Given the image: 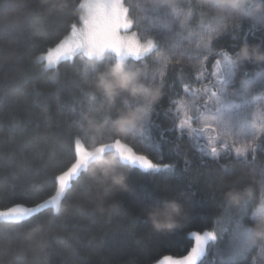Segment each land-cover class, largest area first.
<instances>
[{
  "label": "snow or ice",
  "instance_id": "snow-or-ice-1",
  "mask_svg": "<svg viewBox=\"0 0 264 264\" xmlns=\"http://www.w3.org/2000/svg\"><path fill=\"white\" fill-rule=\"evenodd\" d=\"M257 4L261 11L254 12ZM43 11L44 8L39 6L29 15L30 30L43 36H48L50 31L59 35L54 43L34 57V63L49 73L50 78L58 75L62 64L75 65L78 60L83 66L80 78L64 81L63 95L57 96L59 109L72 105L69 115L73 131L68 144L72 162L47 182L53 193L39 202L36 201L45 185L31 182L27 174L24 177L13 175L10 181L0 184V224L15 226V236L19 237L26 225L45 211L51 213L49 219L55 220L59 208L68 200V193L74 191L82 178L86 180L83 165L93 147L100 152H116L129 168L151 175L176 172L175 163L165 162L162 145V142H168L165 132H175L177 140L187 137L201 164L221 159H232L235 164H255L258 155H264V67L252 63L238 66L231 59L242 43H249V35L260 32L256 42L264 44V0H254L236 11L225 9L222 18L217 17L213 7L196 3V0H70L62 11L51 8L46 20L41 19ZM194 11L208 17V23L201 21L197 31L192 30L196 19ZM243 25L248 27L240 36ZM224 35L231 36L232 51L215 48V42ZM33 46H36L35 41ZM109 52L113 55L109 56ZM150 57L161 66L156 73L146 70L144 62ZM210 59L214 61L211 70L206 66ZM115 60L139 65L144 69L145 83L163 87L170 66L194 70L195 81L200 86L193 87L179 77L182 91L173 92L174 98H170V107L165 113L172 115L176 122L173 127L163 129L159 139L152 134L153 128L160 127L154 119L158 115L157 105L150 118L125 139L102 138L100 143L92 144L76 130L89 108L106 103L91 92L89 81L105 63ZM249 64L258 69L255 75L247 69ZM242 81L251 83L249 91L244 90ZM184 100L194 101L191 110L185 109ZM125 103L136 107L139 102L122 96L111 107L113 115L116 108ZM131 141H137L142 151L137 152ZM189 164L186 160L178 179H183ZM259 173V207H255L254 195L238 208L224 202L230 212L223 223L216 220L218 231L215 227L188 231L193 243L186 254L164 255L158 264H250V261L255 264L253 254L256 250L264 255V243L254 245L250 239L252 225L264 214V161L259 163ZM187 187H192L190 180ZM250 188L253 192L254 188ZM186 195L182 192L177 198ZM149 199L148 194L139 198L138 207L145 208ZM74 213L60 225L65 232L73 234L49 240L44 254L46 264L52 256L58 257L60 264H66L65 252H76L73 242L80 247L90 246L91 240L85 241L77 234L86 232L87 225L77 227L69 222L79 215L91 224L95 223L94 216L78 206L74 207ZM207 219L204 213L190 215L186 211L182 227L159 235H174L192 223L204 224ZM139 222L141 216L137 215L132 219L131 227L135 228ZM12 239L11 235L7 238L9 246Z\"/></svg>",
  "mask_w": 264,
  "mask_h": 264
},
{
  "label": "trees",
  "instance_id": "trees-1",
  "mask_svg": "<svg viewBox=\"0 0 264 264\" xmlns=\"http://www.w3.org/2000/svg\"><path fill=\"white\" fill-rule=\"evenodd\" d=\"M199 3V0H196ZM41 6V0H0V184L10 181L13 175L27 178L36 185L44 184L39 200L53 193L51 178L66 168L72 162L68 148L72 137V121L67 104L63 110L57 106V96L63 95L62 84L66 80H78L83 72V66L77 60L75 65L65 63L59 66L58 75L50 78V74L42 71L34 63L40 51L55 42L59 33L49 32L48 36L36 34L29 28V15ZM75 15V14H74ZM193 31L203 21L208 23L206 15L195 12ZM248 25L241 27L243 36ZM261 35L248 36V42H256ZM35 41V47L33 46ZM237 43L239 40L236 41ZM233 40L230 35H224L215 42L216 49L232 51ZM109 56L113 54L108 53ZM149 73L160 70V64L150 57L145 62ZM213 60L207 62L211 70ZM139 66V65H137ZM264 67V64L261 65ZM247 69L252 75L258 69L249 64ZM184 83L199 87L195 81V72L189 67L170 66L165 77L163 95L157 104L158 115L154 116L159 128H153L152 134L159 139L163 129L173 127L175 118L165 115L170 107L173 92H181ZM168 142H162L165 162L175 163L173 174H147L137 168H129V184L131 193H117L103 202L89 203L92 193L87 182L82 178L74 191L68 193V200L86 213L94 216L95 223L89 224L87 219L79 215L69 223L87 225V231L77 233L85 240H91L88 247H80L73 242L76 252L66 251V264H127L129 257H136L137 264H158L164 255L181 256L190 249L193 241L188 237L190 230H211L217 219L222 222L230 209L224 206L221 193L229 188H244L252 186L256 198L255 207H259L261 191L259 163L264 161V155H258L255 164H235L232 159H221L219 162L209 160L201 164L197 152L192 148L187 137L176 139L175 132H165ZM131 146L141 152V145L131 141ZM178 145V147H175ZM190 161L188 171L183 173V179L178 175L185 167V161ZM192 187H187L188 181ZM180 197L185 210L190 215L204 213L208 219L204 224L192 223L187 228L177 231L174 235L160 236L151 231L150 225L143 220L137 200L148 194L147 203H158L169 198ZM113 200L119 201V211H112ZM254 210V209H253ZM51 213L45 211L29 222L27 227L36 223H44ZM137 215L141 216L135 228L131 221ZM60 217L55 218L53 231L48 234L49 240L55 237H71L72 232H65L60 227ZM13 236L12 243L7 244V238ZM55 246V242H52ZM19 256V259H18ZM209 252L208 258L211 259ZM255 264H264V255L257 249L253 254ZM0 264H46L44 254L23 242L22 232L15 236V226L0 224ZM47 264H60L59 258L52 256ZM251 264V261H250Z\"/></svg>",
  "mask_w": 264,
  "mask_h": 264
},
{
  "label": "clouds",
  "instance_id": "clouds-1",
  "mask_svg": "<svg viewBox=\"0 0 264 264\" xmlns=\"http://www.w3.org/2000/svg\"><path fill=\"white\" fill-rule=\"evenodd\" d=\"M253 2L254 0H199L201 5L213 7L218 18L223 17L225 9L236 11L242 5ZM69 3L70 0H41V7L44 8L41 19L48 18L51 8L62 11ZM253 11H261L260 6L257 4ZM231 59L238 66L248 63L264 64V44L242 43ZM143 74L144 69L140 66H133L121 60L105 63L94 73L89 81V88L106 103L97 104L82 115L83 123L76 129L82 138H87L92 144L100 143L102 138L125 139L138 125L150 118V113L162 98L163 86L145 83ZM241 83L245 91L252 87L251 83ZM122 96L139 103L136 107H129L125 103L117 107L113 115L111 107ZM182 103L186 110H191L194 101L184 100ZM83 168L88 189L92 193L90 204L103 202L117 193L133 191L128 182L129 166L116 152H100L93 147ZM221 197L226 205L238 208L245 200L253 198V192L250 187L229 188ZM74 207L76 205L71 202L61 205L57 212L61 224L66 223L68 217L75 214ZM110 207L115 212L120 210L121 205L119 201L113 200ZM141 213L143 220L156 234H168L182 227L186 217L184 204L175 197L148 204ZM54 223L55 220L48 219L44 223H36L23 229V242L45 254L49 242L48 234L53 231ZM59 238L55 237L57 240ZM250 239L254 245L264 243V214L252 225ZM127 264H137V258L129 257Z\"/></svg>",
  "mask_w": 264,
  "mask_h": 264
},
{
  "label": "rangeland",
  "instance_id": "rangeland-1",
  "mask_svg": "<svg viewBox=\"0 0 264 264\" xmlns=\"http://www.w3.org/2000/svg\"><path fill=\"white\" fill-rule=\"evenodd\" d=\"M109 53H110V52H109ZM228 214H229V212L226 214V218H227V215H228ZM224 220L226 221V219H224ZM223 222H224V221H223ZM223 222H222V223H223Z\"/></svg>",
  "mask_w": 264,
  "mask_h": 264
}]
</instances>
